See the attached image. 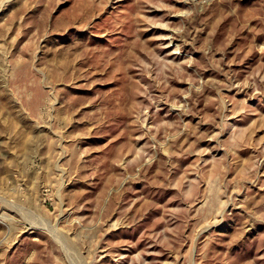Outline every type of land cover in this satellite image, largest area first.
Returning a JSON list of instances; mask_svg holds the SVG:
<instances>
[{
  "label": "rangeland",
  "instance_id": "1",
  "mask_svg": "<svg viewBox=\"0 0 264 264\" xmlns=\"http://www.w3.org/2000/svg\"><path fill=\"white\" fill-rule=\"evenodd\" d=\"M0 264H264V0H0Z\"/></svg>",
  "mask_w": 264,
  "mask_h": 264
}]
</instances>
